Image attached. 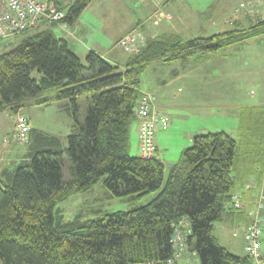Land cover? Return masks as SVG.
Masks as SVG:
<instances>
[{
	"label": "trees",
	"instance_id": "16d2710c",
	"mask_svg": "<svg viewBox=\"0 0 264 264\" xmlns=\"http://www.w3.org/2000/svg\"><path fill=\"white\" fill-rule=\"evenodd\" d=\"M90 1L62 4L56 0L68 8L67 24ZM29 32L33 33L15 47L0 52V112L16 113L34 102L45 103L48 100L40 98L42 92L55 89L57 100H68L66 109L71 110L74 125L66 147L57 136L30 127L25 153L12 167L0 169V264H168L173 255V227L182 218L190 229L186 250L194 252L199 264H256L246 252L245 240L244 255L220 245L214 224L224 212L243 210L247 215L254 205L244 209L243 195L251 192L257 199L264 191L263 184L244 182L236 192L241 208L230 206L240 177L246 180L264 159L259 123L254 127L257 133L244 126L256 138L242 161L236 160L237 138L228 132L195 134L161 190L145 205L68 222L56 220L54 208L58 201L88 190L102 178L112 196L141 197L160 187L162 160L128 151L130 125L136 119L140 123L136 103L143 91L145 68L159 59L186 61L195 53L209 56L230 44L264 35V19L208 37L183 40L168 33L147 39L139 51L129 53L123 68L92 50L82 60L48 26L24 33ZM33 70L39 78L33 77ZM82 96L85 114L80 121L78 99ZM255 109L259 113L261 108ZM251 117L259 121L258 116ZM182 256L173 264H180ZM258 261L264 264L263 250Z\"/></svg>",
	"mask_w": 264,
	"mask_h": 264
},
{
	"label": "crops",
	"instance_id": "0c3cea01",
	"mask_svg": "<svg viewBox=\"0 0 264 264\" xmlns=\"http://www.w3.org/2000/svg\"><path fill=\"white\" fill-rule=\"evenodd\" d=\"M134 1L136 8L135 10L133 9L134 19L130 18L128 21H124L126 22V25L123 29L112 34L110 37V43H112V45L109 46L106 45L107 43L93 40L92 44L86 47L87 52L89 50L95 51L112 64L123 68L129 54L127 52L125 53L122 48L116 47L115 42L118 37L132 29H140L143 34H145L144 36L146 39H151L162 34L174 33L179 35L183 40H189L208 34L209 32L213 35L230 30L243 29L249 26V22L247 25L246 16L243 14L240 15L235 11L238 3H235L236 5L230 4L225 6L228 0L213 1L215 3L214 10L216 15L221 14L224 8L235 11V16H225L217 28L214 26L221 20L222 14L220 15L219 21H214L213 17H215V14L209 15L205 5L199 8L191 5L189 0H158L159 5H163V16L156 18L152 15L154 10H156V6L152 0ZM124 2H126V0H120L121 4ZM207 3L208 2H206V4ZM240 18L246 20H240ZM208 20L211 21L209 24H207ZM207 25L209 29L207 28ZM186 32H189V34L194 32L197 36L193 37L190 35V37H182ZM70 34L73 35L72 32H70ZM249 41L230 44L209 56L198 55L194 57V59L199 61V63L196 64L194 63V60H191L190 58L186 61H164L159 59L149 63L148 68H145L147 72H143L142 77L145 75V79H149L148 81L150 82V85L148 86V89L144 87L140 88L143 91H150L154 94V105L161 116V122L165 125L159 127L155 131L154 142L156 146V157L161 160L164 159L159 153V148L162 144H168L171 140H174L177 143L182 139L180 142V148L183 150L185 146L187 147L191 145L195 134L210 131L209 129L214 128L213 126L216 125V129L212 130H223L221 127L223 125H220L219 122H217L216 125L212 124V126H210L208 125V120L219 118L221 121L223 118L220 123L231 122V132H238L237 128L241 122L240 118L245 114V110L250 109L255 113V108L264 107V93L262 91L255 92L254 90H250L249 94L251 93V95L244 94L243 98L238 94V87H233V83L239 81L240 74H242V76H249V74H251L247 65H244L243 71H241L242 69L239 68L237 62V56L233 55L234 52H242V49L245 47L251 49L252 46ZM83 54L85 56L86 53ZM239 58L240 57L238 56V59ZM179 79H181L182 82L180 83V87L177 88V93H175L173 86ZM194 83L199 84V87L203 86L205 89H210L212 93H193L194 90H190L194 87L196 89V86L192 85ZM185 88L187 89L186 91H184ZM233 91H235L234 95ZM179 93L181 94L178 95ZM179 97L184 98L183 105L177 104L176 100ZM21 109H25V106L21 107ZM175 112H177L178 115H176ZM177 118H181V121H177ZM176 123L182 125L183 129L179 130V128H177L178 125L176 128L173 127ZM139 126L140 123L138 119L135 120L134 124L131 123L130 125V141L134 142L137 151L140 150L138 143ZM5 156H3L2 159ZM19 159H13V154H10L11 164H14V162ZM248 171L249 170L246 169V172ZM249 172L250 173L246 175V180L245 178L240 177L234 187L233 193L239 191V188L249 180L254 181L258 186L263 184L264 187V159L260 160L259 163H257ZM262 192L264 194L263 190ZM254 197L255 195L251 194V192H246L243 195L244 209L254 205L256 200ZM233 212H224L221 221L225 227L230 224L231 228L235 226L240 229L242 234L241 242H243L242 246H244L245 236L243 229L245 224L249 221V218L243 210H239L235 213ZM261 216H264V208L262 209ZM233 235L235 236L236 234ZM262 243L264 254L263 239ZM180 261V264H199L194 252L189 251L182 256Z\"/></svg>",
	"mask_w": 264,
	"mask_h": 264
},
{
	"label": "rangeland",
	"instance_id": "374dc122",
	"mask_svg": "<svg viewBox=\"0 0 264 264\" xmlns=\"http://www.w3.org/2000/svg\"><path fill=\"white\" fill-rule=\"evenodd\" d=\"M131 1L126 0V2L121 4L120 0H91L73 23H68L65 27H62L59 24H52L48 27L52 30V32L57 38H64L67 41L68 49L71 50V52L77 54L82 60H84L83 53H87L86 47L88 45H91L93 40L99 41L101 43H107L106 45L111 46L112 43H110L111 40L110 37L112 36V34H115L123 29V27L126 25V22L124 21L126 20L128 21L130 18L134 19L133 11L136 9L134 5L135 1L134 0ZM213 1L214 0H197V1L189 0V3L199 8L205 5V7H207L208 14L214 15L215 3ZM65 2L66 0H61L62 4H64ZM152 2L155 4L153 0ZM206 2L208 3L206 4ZM235 3H238V0H228L225 6H228L230 4L234 5ZM162 6L163 5H159V10H154V12L152 13L153 17L158 18L163 16ZM234 12H235L234 10H229L224 8L221 13L222 14L221 20H220L221 14L219 15L215 14V17H213L214 21H219V20L220 21L217 22L218 24H215L214 27L217 28L220 25L219 23L223 20L225 16L226 17L229 15H231L232 17L235 16ZM243 15L246 16L247 20L243 18L242 19L240 18V20H246L247 25L248 22L249 24H253L257 20L264 19V9L263 12H255L250 15L248 14H243ZM210 22L211 21L208 20L207 24H209ZM207 28L209 29L208 25ZM70 32H72L73 35H71ZM32 33L33 32L22 33L13 37L1 38L0 52L8 51L12 49L18 43H20L23 38L27 37V35ZM126 33H124L123 35H125ZM144 35L145 34H143L144 42H145V40L147 39ZM190 35L193 37L197 36L194 32L191 34H189V32H186L182 37L186 38L188 36L190 37ZM210 35L212 34L209 32L208 34L201 35L200 37H208ZM122 36L118 37V39L121 38ZM249 40L247 41L251 42V46H252L251 49L245 47L244 49H242L243 50L242 52H234V53L231 52L233 53V55L237 56V62L239 68L242 69L241 71H243V66L247 65L249 71L251 72L249 76L246 75L242 76V74H240L239 81L237 83H233V87L234 86L238 87L237 88L238 94L243 98H244V94L251 95V93L249 94L250 90H254L255 92L262 91L264 93V35ZM115 46L117 47L116 42H115ZM197 55L198 54L195 53L190 57L191 60H194L195 64L199 63L198 60L194 59V57H196ZM238 56L240 57L239 59ZM144 72L147 71L145 70ZM32 75L33 77L36 78H39L40 76V74L36 70L32 71ZM148 80H146L145 75H143V77L141 78V81H143L141 82L142 88L144 87L148 89V86L150 85V82ZM181 82L182 80L179 79L174 84L173 89L175 93H177V88L180 87ZM192 85L196 86V89L194 87L190 91L194 90L193 93L195 94H200L203 92H208V94L212 93L210 89L207 88L205 89V87L203 86L199 87V84L197 83H194ZM186 90L187 89L185 88L184 91ZM234 93L235 91H233V95ZM55 94H56L55 89L44 90L40 98L47 99L48 100L47 102L36 104V102L32 100L34 102V105H27L25 106V109H22L19 112L27 116L30 127H34L36 129L42 130L53 136H57L61 140L62 145L66 147L68 144L67 135L72 131L74 125V118L70 115L71 110L66 109V107L69 105L68 100H57ZM180 94L181 93H179L178 95ZM84 101L85 100L83 96L78 99V102L81 106L79 112L80 121L83 120L85 114ZM176 102L178 105H183L184 98L179 97L176 100ZM175 114L178 115L177 112H175ZM251 115L258 116L259 121H256L255 117H251ZM14 116L15 113L9 111L8 109L0 112V162H1L0 168L1 169L3 167H7V166L12 167L14 165L11 164L10 162V154H13V159H19L22 157V155L25 153V151L28 148L29 139H27V141L24 144H16L15 142L12 141L8 143L4 142V137L10 135L11 132L14 130V125H15ZM179 120L181 121V118L179 119L177 118V121ZM240 120L242 121L243 124L240 123L237 129H239L241 125H243V127H241L240 129L238 137H237L238 132L235 131L231 132L230 130L231 122L220 123L221 121L219 118H215L214 120H208V125L210 126H212V124L216 125V123L219 122L220 125H223L221 127L223 130L225 129L224 131L229 132L230 135H232L234 138H237V145H238L236 151L237 161H242L244 157L248 155V152L250 150L249 146H251L253 142L252 139L256 138L255 133L258 132L257 129L254 128L255 126L258 125V123L261 126L259 128L261 143H264V107L260 109L259 113L256 112L254 113L250 109L245 110V115H243L240 118ZM134 123L135 121L132 122V124ZM177 125L178 124L176 123L173 127L176 128ZM244 126L251 128L252 132H254L255 130V133L248 132L247 129H244ZM213 127L214 128H210L209 130L217 131V130H212V129H216L215 127H217V125ZM177 128H179V130L183 129L182 125H178ZM181 140H179L177 143L174 140H171L168 144H162V146L159 148L160 149L159 153L164 158L162 160L164 164V172L162 176V185L158 187L156 190L150 191L141 197H132L131 195L112 196L109 193L108 189L106 188L102 178L100 181L92 185L88 190L84 192L71 194L68 197L64 198L63 200L58 201L54 208V214L56 220H60L62 222H68L74 219H80V220L94 219L103 215L104 213L115 212V211H126L147 204L161 190V188L163 187V185L167 180L170 169L173 167L172 165L178 161L182 150V148H180ZM128 151L129 154L133 156L134 155L137 156L138 154H140V150L137 151L134 142L130 141V134H129ZM3 156L5 157L2 159ZM261 214L259 216H261ZM226 226L227 227L223 225V222L221 220L216 221V223L214 224V235L217 238L219 244L225 247L228 251L236 255H244L245 251L243 250V246H242L243 242H241L242 234L240 232V229L235 226L233 227V228H237L236 235L238 234L237 236L236 235L234 236L233 228H231V225L228 224ZM262 239L264 240V231L262 233Z\"/></svg>",
	"mask_w": 264,
	"mask_h": 264
},
{
	"label": "built area",
	"instance_id": "2783aa9c",
	"mask_svg": "<svg viewBox=\"0 0 264 264\" xmlns=\"http://www.w3.org/2000/svg\"><path fill=\"white\" fill-rule=\"evenodd\" d=\"M153 1L156 10H159L158 0ZM263 9L264 0H239L235 11L238 14L250 15L255 12H263ZM67 13L68 8H62L56 0H0V39L13 37L51 24H59L65 27L67 25L65 21ZM143 43L144 37L141 30L133 29L119 38L116 45L128 53H134L140 49ZM136 114L140 119V155L144 158L153 157L155 156V131L164 123L161 122V116L154 106V95L151 92H140L136 103ZM14 122V130L10 135L4 137V142L12 141L16 144H24L28 139L30 130L29 120L25 114L18 111L15 113ZM263 199L264 194L261 192L254 202V208L246 211L250 219L244 227L245 249L256 264H260L258 260L262 252L264 218L259 217V210L264 207ZM241 204L240 194H234L230 204L231 208H241ZM236 232L237 228H233V234ZM189 234L190 229L186 218H182L177 224H174L171 238L173 255L167 260L168 264H173L175 259L187 252L186 237Z\"/></svg>",
	"mask_w": 264,
	"mask_h": 264
}]
</instances>
